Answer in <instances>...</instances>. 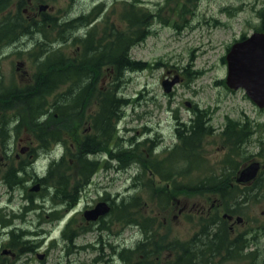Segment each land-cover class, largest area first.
<instances>
[{
	"label": "rangeland",
	"instance_id": "374dc122",
	"mask_svg": "<svg viewBox=\"0 0 264 264\" xmlns=\"http://www.w3.org/2000/svg\"><path fill=\"white\" fill-rule=\"evenodd\" d=\"M7 1V7L0 12V19L7 15L12 16L21 0ZM40 3L39 8L46 6V10H32L30 20L39 22L42 16L74 20L80 15L89 14L82 20L79 36L84 37L85 27V35L94 29L90 37L92 47L99 44L100 40L104 43L105 38L111 36L113 28L122 30V13L128 4L133 5L135 10L149 12L155 16L148 20L146 33L137 40L135 37L129 47L131 58L145 62L148 67L126 74L120 95L127 99V104L122 109L111 141L115 140L116 154L121 149L132 151L136 157L144 155L151 162H162L161 167L155 175L152 170H143L137 160L125 165L119 161L120 153L119 158L117 156L115 160L110 161L109 144L107 150L93 157L98 160L97 170L92 178L95 185L87 186V190L77 200L78 205L77 201L75 202V226L83 228L78 210H81L85 203L94 202L99 195L111 196L115 201L120 200V197L129 200L130 196H136L141 202L140 208L126 223L120 222L118 241L123 250L136 248L135 240L141 231L135 224H147L141 227L150 228V241L152 240L159 250L146 254L136 249L134 253L125 254L126 257L129 256L128 260H118L119 264H171L175 260L176 250L171 249L168 253L162 250V245L177 238L189 240L198 231L201 220L218 219L227 213L224 207L226 203L219 193H186L185 186L192 187L200 181L219 177L225 171L236 174L249 164L257 162L260 165L258 176L250 183L240 186L243 190L248 189V197L241 204L242 207L234 213L242 221L233 225L227 222L226 227L230 228L231 236L243 234L246 242L250 240L257 243L255 247L252 246V251L256 253L255 260L259 261L264 256V188L257 189L258 185L264 182V109H259L243 89L230 90L226 86L227 64L222 59H225L229 48L240 41L242 35L246 37L253 32L251 24L257 22L256 11L264 5V0H40ZM24 7L25 4L21 9ZM34 15L37 17H32ZM31 34V37H22L15 43L8 44L7 40L0 42V79L5 86L13 83L23 87L31 83L35 61L41 57L38 56V46L44 41L42 35ZM45 34L47 37L51 34L52 37L53 31L47 29ZM65 47L71 60L81 54L79 47L75 48L69 44ZM88 61L92 63L94 59ZM88 76H94V81H87L96 85L98 95L100 91H104L110 79L106 68ZM164 81L173 83L168 93L162 86ZM64 90L63 87L56 93ZM194 108L207 110L206 116L211 117L210 124L217 131L203 138L197 156L186 163L180 154L176 153L179 157L171 154L178 150L177 128L180 123L190 118ZM16 109L4 115L6 125L12 126V137L6 141L5 147L0 143V220L20 228L30 227L27 222H32L36 235L33 238L39 240L42 246L38 252H46V258L39 261L33 253L28 259V264H53L55 252L52 240L58 235V229L50 212L51 199L45 197V190L29 192L35 183H29L27 188H24V182L14 190L8 189L3 183V175L6 173L5 168L13 165L17 158L21 159L23 164L33 163L31 169H36L41 175H46L44 166L53 158L63 156L64 159H73L68 153L75 151L77 141L83 138V132L90 127L89 116L95 112L96 100L91 101L83 121L79 124L78 121L75 122L69 129L72 134L65 132L60 141L51 142L48 151L41 149L33 131L22 121L20 110ZM227 117L235 122L241 120L247 124V140L245 138L236 146L231 142L225 143L224 135L219 132ZM87 133L91 135V131ZM113 144L114 141L111 145ZM24 148L26 151L21 153ZM243 162L248 165L243 166ZM75 165L72 166L75 168ZM61 174H65V171ZM160 174L167 176L166 181H161ZM52 179L53 177L46 182H51ZM229 179L233 184L235 178ZM175 187L185 193L175 199L167 197L168 191ZM160 191L167 192L161 194ZM42 204L48 206L44 208ZM160 226L166 230L157 234ZM83 232L84 230L76 241L79 245H85L94 239L92 234ZM4 239H0V264L4 259L2 244L8 242ZM249 251L251 250L247 252ZM92 256L91 252L86 255L81 252L74 255V258L82 260L83 264H91L85 260ZM251 262L252 260L243 256L231 259L230 256L221 254L213 257L207 264Z\"/></svg>",
	"mask_w": 264,
	"mask_h": 264
},
{
	"label": "trees",
	"instance_id": "16d2710c",
	"mask_svg": "<svg viewBox=\"0 0 264 264\" xmlns=\"http://www.w3.org/2000/svg\"><path fill=\"white\" fill-rule=\"evenodd\" d=\"M6 7L7 2L0 0V12ZM256 15L257 22L251 24V27L254 32L264 33V5L256 11ZM154 17L149 12L135 10L131 4L126 5L122 13V30L119 31L113 28L111 36L106 37L104 43L101 41L99 46L96 47L98 49H93V54L88 53L85 40L79 35H75L76 30V32L80 31L84 18L57 22L42 20L37 25L36 23L25 25L20 19L0 21V42L7 40L8 44L15 43L24 37L31 26L34 28L35 25L36 27L39 26L40 35L44 38V41L40 42L38 46V56L42 55V57L40 59L36 58L31 83L23 87L13 83L5 86L0 80V133H4L5 137V131L10 127V125L6 126L5 113L17 108L16 110H20L22 121L33 131L41 149L48 151L51 142L60 141L65 132L69 135L72 134L69 129L75 125V122L78 121L79 124L83 121L91 101L96 100L95 112L89 116L93 132L89 135L88 140L79 139L75 151L68 153L70 158L80 161L79 164L75 165V168L80 171V175H84V171H87L89 177L98 164L93 157L97 153L107 150L109 139L116 129V123L121 117L122 109L127 104V99L120 95V89H122L126 74L141 71L146 66L148 67L145 62L131 58L129 47L132 46L135 37L137 40L142 34L146 33L145 26L148 20ZM7 29L8 35H5ZM47 29L55 31L56 34L54 37L52 36L53 38L51 34L50 37H47L45 34ZM36 30L38 31V28ZM244 38L245 36L242 35L240 40ZM67 43L82 50H80L81 54L74 57L73 60L67 54H64ZM54 46L57 47L54 48ZM62 46L63 48H61ZM87 53L91 57H87ZM93 56L105 66L111 67V69L106 68V73L110 79L107 81L104 91H100L99 95L96 85H92L90 81H87L88 74L98 71L89 69L88 72L87 70L86 62ZM115 65L118 67H114ZM63 87L65 88L63 92L56 93ZM55 93L56 95H54ZM206 115L207 110L194 108L190 118L179 124L180 126L176 131L179 140L178 150L174 151L171 154L172 156L179 157L176 156V153H178L186 163L197 156L203 138L210 134V125L207 123ZM242 126L239 127L235 122L228 125L230 130L223 133L225 143L231 142L232 145L236 146L237 143L243 141L249 134V128L247 124ZM67 151H69V148H67ZM134 160L141 164L143 170H152L155 175H157L162 164L160 161L151 162L144 155L136 157L132 151L121 149L119 161L128 165ZM53 168L50 169L49 175L44 180L52 178ZM160 175L163 179L161 181H166L165 177L167 176ZM230 175V172L225 171L219 177L200 181L192 187L185 186L186 193H189V191L219 193L220 198L226 203L224 205L225 210L234 214L242 207L241 204L248 197L246 192L248 189L243 190L240 187L243 184L236 183V181L231 184L229 181ZM7 180L9 181V179ZM263 188L264 182L257 187L258 190H263ZM174 190H179V188L175 187ZM231 205L232 208L230 209ZM139 208L140 206L134 208L135 213ZM122 214L123 219H131L134 215H132L131 209L126 203L122 204ZM226 223L222 217L201 220L198 231L191 239L208 240V242L202 243V250L196 253L188 251L193 244H185L188 250L186 251L184 264H200L201 262L207 264L212 261L213 257L221 254L230 256L231 259L240 256L249 258L252 260L250 264H264V256L259 261L255 260L256 253L252 251V246L255 247L257 243L250 240L246 242V237L243 234L236 237L231 236L230 228L226 227ZM237 242H240V244H237ZM248 250L251 251L247 252Z\"/></svg>",
	"mask_w": 264,
	"mask_h": 264
},
{
	"label": "flooded vegetation",
	"instance_id": "af4514ba",
	"mask_svg": "<svg viewBox=\"0 0 264 264\" xmlns=\"http://www.w3.org/2000/svg\"><path fill=\"white\" fill-rule=\"evenodd\" d=\"M7 5L8 1L6 0ZM25 4L24 9H21V6ZM17 9L16 12L12 16H4L0 21L5 20H12V19H20L25 25H29L31 23H36V25L42 21V20H50L57 22L59 19L57 16L48 17V16H42L41 19H39V22H35L37 20H30L32 19L30 16V12L34 9H40L43 10V8H39L41 6L40 0H21L17 3ZM46 10V9H45ZM89 15V14H88ZM86 15V18L88 17ZM32 17H37L36 15ZM83 18V15H80L78 18ZM36 25L33 28L31 26L28 29V32L24 35L25 38L31 37V33L38 32L36 30ZM86 30V27H85ZM85 30L83 34V38L85 40L87 51L89 54H93L94 48L98 47L101 43V40L99 41V44H97L95 47L91 46L90 37L92 32L91 30L89 34L85 35ZM94 33V32H93ZM5 35H8V29L5 31ZM96 48L95 50H97ZM86 54L87 57H91L89 54ZM94 61L92 63L90 61L86 62L87 70L89 72V68L94 70L101 71L102 68H111L110 66H105V64H102L100 61L96 59V57H92ZM114 67H118L115 65ZM87 80L91 79L94 81V76L89 77L87 75ZM1 80V79H0ZM207 123H210L211 117L206 116ZM235 121H233L231 118L227 117L226 122L222 128V130L219 132L220 134H223L226 131H229L230 128H228V125L233 124ZM237 125L239 127H243L244 123L243 121L239 120L236 121ZM237 130H239L237 128ZM88 131H91V127H88L83 132V139L88 140L89 134ZM217 129L215 127L210 126V134H215ZM177 137V135H176ZM9 138L4 139L2 142L3 147H5L6 141H8ZM112 136L109 139L108 145L110 144V152L108 154L109 160H115V157H119V153L116 154V143L115 140L114 144L111 145L113 141ZM247 140V138H246ZM245 146V144H244ZM22 151H26L25 148L22 149ZM94 161H98L95 160ZM14 164L10 165L9 168H5L6 173L3 175V181L4 185L8 189L14 190L20 185H23L25 183V187L27 188V185L29 183H35L36 190H32L33 187L29 189V192H42L46 191L45 197H49L51 199L50 201V212L52 213V219L53 223L58 229V235L55 236L52 240V246L53 251L55 252V260L53 264H83L82 260H78L74 258V255L81 254V252H84V254H90V252L93 254L91 258H86L85 261L91 264H119V261L122 262V258L128 260L129 256L126 257V253H134L137 249L142 251L146 254H152L154 252H158L159 247L155 245V243L151 240L150 236L148 235L150 228L148 227H141L143 225L147 224H140L136 223L135 225L140 228L141 234L136 241V248L124 249L122 248L120 242L118 241L120 238V222L122 223L127 221V219L122 218V204L126 203L129 205L130 208H134L135 206L139 205L141 202L138 201L136 196H130L131 199L127 200V198H118L120 200H114L111 196H104L99 195L95 198L94 202L92 203H85L82 206L81 210H78V214L80 215V220L83 228L79 229L75 226L73 221V212L76 210L75 208V202L81 198L83 193L87 190V186L93 184L95 185L93 181V174L97 170V165L95 171L89 175L87 174V171H84V175H80V171L78 168H74L73 164H79L80 161L76 159H64L60 158L58 160H54L52 163L53 171H52V181L46 182L47 180H44L42 176L37 175L31 167L33 166V163L29 164H23L21 159H16L13 161ZM242 165H248L245 164V162L242 163ZM65 171V174H61V172ZM260 171V169H259ZM240 172H237L236 174L234 172L231 173L230 177L235 178L234 181H236L238 175ZM259 173V172H258ZM48 174V172H47ZM46 174V175H47ZM45 175V176H46ZM44 176V177H45ZM221 176V174H220ZM29 178V179H28ZM9 179V181L7 180ZM28 179V180H27ZM54 180V181H53ZM159 192L161 194L165 193ZM181 193H185L182 190H171L168 191L167 197H171V199H175L178 195H181ZM135 200V202L133 201ZM79 201H77L78 205ZM105 203L108 207V211L103 214L99 215L94 220H88L85 216L86 212L94 210L97 205ZM44 205V204H42ZM46 206H48L46 204ZM44 205L43 207L46 208ZM75 209V210H74ZM179 213L181 215V210H179ZM15 216V215H13ZM134 217V216H132ZM9 218H6L8 220ZM222 219H224L226 222H229L230 224H235L240 222L238 216L231 213H225L222 215ZM5 221V220H4ZM4 221L0 220V239L3 241L8 240L6 243H10L9 245H6V243L2 244V255L3 260L1 261V264H28V259L33 256V253L36 254V258L39 261H42L46 258V252L39 253L38 251L41 250V245L39 244V240H36L33 238L36 236L33 232V229H35L34 224L32 222H27L30 224V227L20 228L18 225H11V224H5ZM107 221V223H105ZM132 224V223H131ZM231 225V227H232ZM33 228V229H32ZM84 230V234H92L94 236V239L90 242H87L85 245H79L76 243V241L81 237V231ZM166 229L160 228L157 230V234L165 231ZM144 241V242H143ZM208 240H201V239H174L171 243H166L161 246L162 250L169 251L171 249L176 250V257L174 262L171 264H184V260L186 259V249L185 244H193L192 248H190L188 251H194L200 252L202 250V243H206ZM24 247V249L19 247ZM1 247V246H0ZM245 251V250H244ZM28 256V257H25ZM24 256V257H23ZM119 260V261H118ZM201 264V263H200Z\"/></svg>",
	"mask_w": 264,
	"mask_h": 264
},
{
	"label": "water",
	"instance_id": "95a60500",
	"mask_svg": "<svg viewBox=\"0 0 264 264\" xmlns=\"http://www.w3.org/2000/svg\"><path fill=\"white\" fill-rule=\"evenodd\" d=\"M45 8V7H44ZM226 85L232 90L243 89L246 96L260 109L264 108V33L254 32L246 39L234 43L226 55ZM173 83L162 82L168 93ZM259 165L246 167L237 182L246 183L254 179ZM36 189V188H34ZM108 211L105 203L85 213L88 220H94Z\"/></svg>",
	"mask_w": 264,
	"mask_h": 264
},
{
	"label": "bare ground",
	"instance_id": "6f19581e",
	"mask_svg": "<svg viewBox=\"0 0 264 264\" xmlns=\"http://www.w3.org/2000/svg\"><path fill=\"white\" fill-rule=\"evenodd\" d=\"M86 83H87V81H86ZM17 85V84H16Z\"/></svg>",
	"mask_w": 264,
	"mask_h": 264
}]
</instances>
